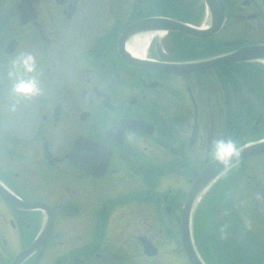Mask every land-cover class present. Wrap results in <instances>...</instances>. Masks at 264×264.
<instances>
[{"label":"flooded vegetation","instance_id":"obj_1","mask_svg":"<svg viewBox=\"0 0 264 264\" xmlns=\"http://www.w3.org/2000/svg\"><path fill=\"white\" fill-rule=\"evenodd\" d=\"M212 4L0 0V264L17 263L43 229L18 264H192L186 211L202 264H264V150L188 202L214 141L238 150L264 139V59L184 74L160 67L264 47V0ZM145 36V63L126 60V45ZM62 40L89 44L55 53ZM21 53L34 57L33 71L17 74L36 81L27 96L11 93L8 76Z\"/></svg>","mask_w":264,"mask_h":264},{"label":"water","instance_id":"obj_2","mask_svg":"<svg viewBox=\"0 0 264 264\" xmlns=\"http://www.w3.org/2000/svg\"><path fill=\"white\" fill-rule=\"evenodd\" d=\"M210 6V9L212 12H214L213 6V0H206ZM167 27L173 29V28H180V25L174 24L172 22H165L164 23ZM185 30H189L187 26H183ZM129 29V30H128ZM124 35L122 36V39L125 38L126 35L131 32L132 27H129ZM89 41L87 40H79V41H65L62 40L58 46L54 48L55 53H59L61 50H66L67 53H75L80 50H83L84 48L88 47ZM124 58L128 60L129 62L135 63V64H141L145 63V61L141 59H136L128 52L124 53ZM264 58V47L263 46H248L244 48L237 49L231 53L211 57L209 59L200 60V61H194V62H183V63H168V64H160L161 68H164L165 70L175 73V74H184V73H190L195 72L198 70L203 69H209L213 67H217L224 64H230L234 62L239 61H248L253 59H261ZM54 60L61 59V57H53ZM67 56L64 57V62L67 65ZM52 61V60H51ZM148 63V62H147ZM58 64L57 61L54 62L53 66L56 67ZM61 68V67H60ZM66 69V68H65ZM66 71V70H65ZM48 83L47 80H45L39 90V93L44 91L45 85ZM41 91V92H40ZM2 109V124L4 129L10 133L12 130V113L10 109L7 107L1 106ZM264 148V141H261L259 143L254 144H248L240 149L237 150V154L234 155L228 162L227 165L217 161L216 159L208 162L206 166L203 168V170L198 174L196 180L194 181L192 188L190 189L189 195H188V202L192 200V198L199 193V191L205 187L211 180H213L215 177H217L220 173H222L224 170L229 168L231 165L239 162L243 158L253 155L256 152L261 151ZM2 194L6 195V197L12 201V198L9 194H7L4 191H1ZM264 200V195H263ZM37 206V205H32ZM48 225L46 223V228ZM47 234L45 233V229L42 230V232L39 234V236L36 238V240L29 246L28 249L22 251L20 254H18L14 261L15 264H18L20 261H22L24 258H26L31 253L35 252L43 243L45 240ZM181 237H182V243L183 248L185 251V254L188 258V260L192 264H202L201 260L194 248L193 242L191 240L190 231H189V213L186 211L183 213L182 216V228H181ZM246 264H252V263H246Z\"/></svg>","mask_w":264,"mask_h":264},{"label":"clouds","instance_id":"obj_3","mask_svg":"<svg viewBox=\"0 0 264 264\" xmlns=\"http://www.w3.org/2000/svg\"><path fill=\"white\" fill-rule=\"evenodd\" d=\"M34 57L31 54L21 53L17 55L10 64L8 72L9 77H16L11 86V93L14 95H30L36 90V81L34 78H19L18 72L22 68L25 73L33 71ZM214 159L227 165L229 160L237 154L235 144L231 140L218 139L213 142L210 148Z\"/></svg>","mask_w":264,"mask_h":264},{"label":"bare ground","instance_id":"obj_4","mask_svg":"<svg viewBox=\"0 0 264 264\" xmlns=\"http://www.w3.org/2000/svg\"><path fill=\"white\" fill-rule=\"evenodd\" d=\"M149 38L145 36L142 38H136L134 39L130 44L126 45V50L130 54V56L141 59L144 58V50L147 46V41Z\"/></svg>","mask_w":264,"mask_h":264},{"label":"rangeland","instance_id":"obj_5","mask_svg":"<svg viewBox=\"0 0 264 264\" xmlns=\"http://www.w3.org/2000/svg\"><path fill=\"white\" fill-rule=\"evenodd\" d=\"M171 261H173V260H171Z\"/></svg>","mask_w":264,"mask_h":264}]
</instances>
